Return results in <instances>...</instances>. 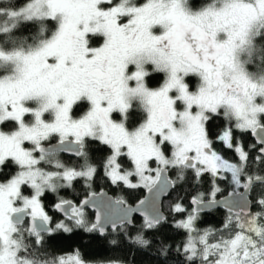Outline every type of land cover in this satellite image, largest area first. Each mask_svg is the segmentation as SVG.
<instances>
[{
	"label": "snow or ice",
	"instance_id": "snow-or-ice-1",
	"mask_svg": "<svg viewBox=\"0 0 264 264\" xmlns=\"http://www.w3.org/2000/svg\"><path fill=\"white\" fill-rule=\"evenodd\" d=\"M93 143L109 153L99 166ZM101 172L150 196L135 208L106 200L92 191ZM80 182L78 202L60 196ZM205 182L208 198L197 191L186 206L183 186ZM220 183L231 199L215 198ZM170 190L172 221L158 207ZM221 203L220 226L199 228ZM132 213L142 217L134 236ZM165 226L186 237L159 241L179 264H264V0H0V264H92L79 249L51 251L50 240L82 230L146 249L144 233Z\"/></svg>",
	"mask_w": 264,
	"mask_h": 264
},
{
	"label": "trees",
	"instance_id": "trees-1",
	"mask_svg": "<svg viewBox=\"0 0 264 264\" xmlns=\"http://www.w3.org/2000/svg\"><path fill=\"white\" fill-rule=\"evenodd\" d=\"M24 0H17V3H23ZM201 0H196L197 5ZM162 82V74H156V78L151 81V86L156 87L159 83ZM84 108H81L79 111H76L74 114L79 116L84 111ZM141 114L139 112H135L129 119L128 126L130 128L135 127L140 122ZM222 126V122H217L212 125L213 131H216L219 127ZM9 130V129H5ZM240 139L243 141L245 146L247 147L249 144L255 143L251 134H242ZM90 155L92 157L93 162L100 165V163L105 159V157L109 154L108 150L102 148L99 144L93 143L91 146ZM217 150L227 159L235 160L236 157L231 150L224 148L222 145H216ZM253 155L255 152L253 151ZM65 163L69 165H75L78 161L77 159L72 158H63ZM124 166L129 167L130 164L127 161H124ZM171 177L173 180L176 179V176L173 172H171ZM221 191L216 193V197H222L223 195L232 191V187L227 183H220ZM101 190H107L110 194H112L116 199H123L127 202V204L134 205L139 200L144 197L145 190L137 189V190H129L124 187L113 186L102 176V172L100 176L96 179L92 191L99 192ZM87 189L83 186V183H76L72 190H65L60 193V196L66 199L74 200L78 202L87 194ZM185 198L183 203L191 207L188 203V200L191 195L196 194L197 191L203 192L205 198L207 199L210 193V184L207 182L201 184L200 186H194L185 184L182 189ZM27 194V193H26ZM177 193L173 191L168 199L163 202V210L165 214L169 217V220H173V214L170 211V206L176 201ZM57 197L54 194H47L44 200L47 209L56 216V213L52 210V206L56 203ZM88 213L89 220L93 221V214ZM226 213L223 211H212L207 214L201 215V219L198 222V227L203 229L207 227H219L221 222L223 221ZM57 217V216H56ZM180 218V217H176ZM142 223L141 219H135L136 228L130 229L129 235H136L137 229ZM144 236L146 239L152 240L153 244L150 245L146 249L139 248L131 244L130 242H126L125 240H121L119 246H111L108 243V240L111 238L110 236L100 237L98 234H87L82 230H78L73 234H60L54 236L50 240L51 251L56 253L63 254H72L74 249H79L83 254L85 260H89L92 264H107L110 260L120 261L123 264H179V257L174 251L169 252L168 256H162L158 253V249L160 247L159 241H164L166 244L175 245L180 243L186 237L183 232H178L171 226H165L160 232H145Z\"/></svg>",
	"mask_w": 264,
	"mask_h": 264
},
{
	"label": "water",
	"instance_id": "water-1",
	"mask_svg": "<svg viewBox=\"0 0 264 264\" xmlns=\"http://www.w3.org/2000/svg\"><path fill=\"white\" fill-rule=\"evenodd\" d=\"M251 138H252V140L255 142V140H254V138L252 137V135H251ZM55 145V144H54ZM59 154H62V155H64V156H66V157H70V158H72V159H76L71 153H59ZM169 177L172 179V177H171V173L169 172ZM243 191V190H242ZM173 191H169L166 195H162L161 197H160V199H159V201H158V207L160 208V210L163 212V214L164 215H166L165 214V212H164V210H163V202L166 200V199H168L169 198V196L171 195V193H172ZM98 194V196L100 195V194H103V197L106 199V200H111V201H115V200H118V199H116L113 195H111L108 191H106V190H103V191H100L99 193H97ZM231 194H232V191L231 192H229L227 195H225V196H223V197H221V198H219V199H217V200H219V201H221V202H223L225 199H231L232 198V196H231ZM150 196V194L147 192V190L145 191V194H144V197L142 198V199H145V198H147V197H149ZM139 202H137L136 204H134V205H131V204H127L128 206H130V207H132V208H135L136 206H137V204H138ZM88 211H90V212H92V213H94V219H95V214H96V212H95V209H88ZM211 211H224V212H227V210L223 207V204L221 203V205L220 206H217L216 208H214V209H212ZM211 211H205V212H203L201 215H204V214H207V213H209V212H211ZM60 216H62V214H60V213H58ZM167 216V215H166ZM63 217V216H62ZM132 217L134 218V220L135 219H141L142 220V217L140 216V214L139 213H132ZM100 236V235H99ZM100 237H102V236H100Z\"/></svg>",
	"mask_w": 264,
	"mask_h": 264
},
{
	"label": "flooded vegetation",
	"instance_id": "flooded-vegetation-1",
	"mask_svg": "<svg viewBox=\"0 0 264 264\" xmlns=\"http://www.w3.org/2000/svg\"><path fill=\"white\" fill-rule=\"evenodd\" d=\"M56 143V141L55 140H53V141H51V144L52 145H54ZM58 158H60L61 160L63 159V158H70V157H66V156H64V155H62V154H58ZM101 191H103V190H101ZM107 191V190H106ZM233 191V190H232ZM241 191H242V189H241ZM100 192V191H99ZM99 192H96V193H99ZM231 192V191H230ZM228 194V193H227ZM227 194H225V195H227ZM112 195V194H111ZM225 195H223V196H225ZM222 196V197H223ZM219 198H221V197H218V198H216V199H219ZM48 210V209H47ZM49 211V210H48ZM87 212H89V213H92V212H90V211H88L87 210ZM212 212V211H211ZM224 212V211H223ZM56 213V212H55ZM226 213V212H225ZM49 214L50 215H52L53 217H54V219L55 220H59V219H62L63 217L62 216H60L58 213H56V216H54L50 211H49ZM93 214V221H94V213H92Z\"/></svg>",
	"mask_w": 264,
	"mask_h": 264
},
{
	"label": "rangeland",
	"instance_id": "rangeland-1",
	"mask_svg": "<svg viewBox=\"0 0 264 264\" xmlns=\"http://www.w3.org/2000/svg\"><path fill=\"white\" fill-rule=\"evenodd\" d=\"M190 83H192L193 84V86H194V81H192V82H190ZM154 166V165H153ZM231 186V185H230ZM232 187V186H231ZM145 191H146V189H144Z\"/></svg>",
	"mask_w": 264,
	"mask_h": 264
}]
</instances>
